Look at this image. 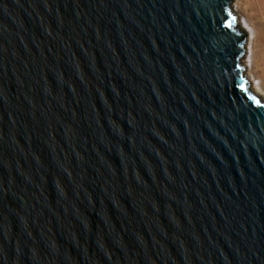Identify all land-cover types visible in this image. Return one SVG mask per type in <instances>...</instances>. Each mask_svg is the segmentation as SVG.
<instances>
[{
  "label": "water",
  "instance_id": "1",
  "mask_svg": "<svg viewBox=\"0 0 264 264\" xmlns=\"http://www.w3.org/2000/svg\"><path fill=\"white\" fill-rule=\"evenodd\" d=\"M234 7L0 0V264H264Z\"/></svg>",
  "mask_w": 264,
  "mask_h": 264
},
{
  "label": "rangeland",
  "instance_id": "2",
  "mask_svg": "<svg viewBox=\"0 0 264 264\" xmlns=\"http://www.w3.org/2000/svg\"><path fill=\"white\" fill-rule=\"evenodd\" d=\"M254 0H238L236 12L247 34L253 37V43L247 45V54L244 58L246 68L251 73L253 85H259L264 93V20L261 18ZM250 28L251 33L248 32ZM247 73V72H246ZM249 75V73H247Z\"/></svg>",
  "mask_w": 264,
  "mask_h": 264
},
{
  "label": "bare ground",
  "instance_id": "3",
  "mask_svg": "<svg viewBox=\"0 0 264 264\" xmlns=\"http://www.w3.org/2000/svg\"><path fill=\"white\" fill-rule=\"evenodd\" d=\"M254 1L256 2L255 4H257L258 11H259L261 18L264 20V0H254ZM233 5L236 7L238 5V0H233ZM235 7H234V11L236 12L237 8L235 9ZM246 28H247L248 32L251 33L250 28L247 26H246ZM247 37H248L247 38V45L248 44L251 45V43H253V40H252L253 37H250L249 35ZM246 72L251 74L250 71L248 70V68H246ZM252 87L256 89V93L258 95H261L262 99L264 100V93L262 92V89L260 88V86L256 85V84H254V85L252 84Z\"/></svg>",
  "mask_w": 264,
  "mask_h": 264
}]
</instances>
